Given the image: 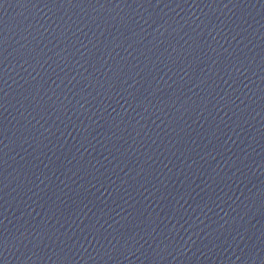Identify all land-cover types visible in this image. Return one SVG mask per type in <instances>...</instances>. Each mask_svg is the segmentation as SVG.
Listing matches in <instances>:
<instances>
[{"label":"water","instance_id":"95a60500","mask_svg":"<svg viewBox=\"0 0 264 264\" xmlns=\"http://www.w3.org/2000/svg\"><path fill=\"white\" fill-rule=\"evenodd\" d=\"M0 264H264V0H0Z\"/></svg>","mask_w":264,"mask_h":264}]
</instances>
